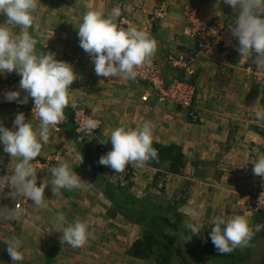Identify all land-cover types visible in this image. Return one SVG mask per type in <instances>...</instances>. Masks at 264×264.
Here are the masks:
<instances>
[{"label":"crops","instance_id":"0c3cea01","mask_svg":"<svg viewBox=\"0 0 264 264\" xmlns=\"http://www.w3.org/2000/svg\"><path fill=\"white\" fill-rule=\"evenodd\" d=\"M51 1L45 0L42 8L35 11V21L29 31L39 40L37 51L55 53L56 59L72 64L77 78L69 86L65 120L58 125L59 129L51 130L48 142L43 144L41 153L33 161L37 168V185L43 180L49 181L44 190L47 207L39 208L28 200L21 204L23 214L14 218L9 215L15 208L14 203L26 197L11 195L10 186L0 192V264H126L129 243L137 238L134 235L129 239L127 235L132 230L130 225L137 227V224L106 214L110 201L98 186L97 175L114 183L123 182L126 190L125 177L129 174L115 173L109 166L100 164L99 159L112 148L109 137L113 129H133L144 120L153 123V143L176 146L184 155L185 165L179 173L147 163L133 165L139 174L130 177L136 181L144 177V182L154 190L165 185L168 201L183 214L184 220L190 222L191 219L185 212L187 208H202L204 215L200 222L209 223L211 227L214 217L244 216L254 235L264 224V213L248 207L252 186L259 177L253 173L251 161L264 155V121L255 118V112L264 109V88L246 76L238 57L231 58L219 52L196 63L194 79L199 106L194 107L200 119L191 121L184 109L158 102L148 89L149 84H134L131 80L110 79L95 73L92 59L79 44L77 27L89 10H102L107 15L112 10L109 3L113 0H68L64 6L59 0L57 4ZM144 2L135 0L136 6L130 10L131 16L140 14L139 19H143L141 25L144 27H140L139 22L137 27L152 32L151 37L157 41L153 57L162 60L164 47L182 51L194 46V40L180 32L181 18L186 17L181 16L178 6L168 5L165 12L168 23L164 27H152L148 23L151 9L145 10L164 1ZM117 4L114 8L127 10L125 3L119 1ZM197 4L200 5V16L222 14L235 18V11L223 0H198ZM129 11L125 14L130 16ZM193 14L197 16L196 11L188 12V16ZM5 21L6 16L0 14V23ZM117 22L120 25L119 17ZM12 31L19 32L20 27L12 26ZM170 71L173 76L174 69H163L165 81L167 77L170 79ZM18 90L21 97L27 94ZM144 93L149 94L146 101L141 99ZM28 103L30 106L17 104L16 107L0 108V124L14 129L16 114L23 112L25 122L29 120L38 128L39 118L31 97ZM77 104L101 120L97 132L101 150L96 148L94 152L91 146L88 148L90 159L99 167L91 169L92 175L87 167L88 160L78 147V136L75 139L72 134L71 121L68 126L65 123L70 120L66 119L67 112L71 115L67 110L74 112ZM61 161L73 165V171L82 179L81 187L61 189L59 195H55L50 169ZM16 162L17 158H11L0 144V176L11 174ZM159 178L161 181H157ZM130 186L133 188L134 184L130 183ZM132 188L129 191L133 193ZM133 194L139 197L138 193ZM59 214H63L67 222L79 220L87 224L89 237L82 247L73 248L63 242L62 231L53 223ZM12 236L22 241V262L12 261L6 251Z\"/></svg>","mask_w":264,"mask_h":264},{"label":"clouds","instance_id":"9594fccd","mask_svg":"<svg viewBox=\"0 0 264 264\" xmlns=\"http://www.w3.org/2000/svg\"><path fill=\"white\" fill-rule=\"evenodd\" d=\"M235 11L231 26L232 37L238 40V52L248 61L253 60L257 69L264 71V0H223ZM38 8V0H0V14L6 21L0 23V75L15 71L21 76L19 88L27 94L21 97L19 90L5 93V99L25 104L33 99L39 118V127L25 122L23 112L16 114L13 128L0 124V144L11 158H17L11 174L0 176V192L6 186L11 195H23L39 208L47 207L44 197L48 180L37 185V168L32 161L41 153L44 143L49 140L53 128L65 120L64 109L69 104V86L77 78L72 64L58 60L55 53L37 51V37L29 31L32 28ZM121 10L114 8L105 15L102 10L87 11L79 24L78 37L81 48L94 63L98 76L135 80L139 66L150 63L157 50V41L145 30L135 25L121 27L117 18ZM19 26V33L12 31ZM255 118L264 121V109L255 112ZM100 121L87 118L83 127L87 131L98 128ZM111 150L99 159L115 173H122L126 165L143 166L150 160L158 159L153 147V123L144 120L133 129L116 127L110 134ZM253 173L264 177V155L252 160ZM52 191L59 195L61 189H79L81 178L73 171V165L61 161L51 169ZM186 214L195 221L187 228L198 234L204 226L200 218L202 208H187ZM22 210L14 208L9 215L19 218ZM53 223L62 231L63 242L73 248L82 247L88 240V226L83 221L67 222L63 214L55 217ZM210 238L221 254L231 253L237 247H246L253 236L249 221L244 216L214 217ZM190 238V237H188ZM22 241L12 236L7 242V253L12 261L22 262Z\"/></svg>","mask_w":264,"mask_h":264},{"label":"trees","instance_id":"16d2710c","mask_svg":"<svg viewBox=\"0 0 264 264\" xmlns=\"http://www.w3.org/2000/svg\"><path fill=\"white\" fill-rule=\"evenodd\" d=\"M67 111L71 115L67 112L66 119L70 120L65 123L68 126L71 121L72 134L76 139L78 134L74 130L73 111L70 109ZM78 147L88 160L87 167L92 175L91 169L98 165L90 159L88 148L81 145ZM153 147L158 151V159L148 161V165L156 168L164 167L165 170L174 173L182 171L185 159L176 146L153 143ZM97 178L98 186H101L102 193L110 201L106 214L141 227L140 236L127 249V254L133 258L152 257L156 264H171L172 261L180 264H250L249 261L246 262L253 246L264 241V224H262L248 246L237 247L231 253L221 254L211 241L209 235L211 231L207 236L202 237L191 233L184 226L183 214L175 205L162 204L150 198H139L127 192L125 186L119 182L114 183L99 175ZM258 264H264V254Z\"/></svg>","mask_w":264,"mask_h":264},{"label":"built area","instance_id":"2783aa9c","mask_svg":"<svg viewBox=\"0 0 264 264\" xmlns=\"http://www.w3.org/2000/svg\"><path fill=\"white\" fill-rule=\"evenodd\" d=\"M163 10L160 9L159 13L157 12L156 14L162 15ZM119 19L122 24L127 26L132 23L123 14L120 15ZM218 19L210 22L200 21L192 15L190 24L182 28L181 34L192 37L194 39V46L186 51L171 52L164 56L162 60L151 58L150 63L139 66L136 79L131 81L137 84L140 82L149 84L157 92L160 100L168 104H176L178 107L187 111L189 110V115L193 121L200 119L195 112L194 101L196 88L194 82L191 81V78L195 74V65L199 60L210 57L215 52H223L231 58L238 57L240 65L247 77L258 84L264 85V71L257 69V66L251 58L245 61L238 52V40L231 35L232 21L226 18ZM165 67L174 69L178 75L165 81L163 78V69ZM19 82L20 79L18 78L0 81V106L17 105L16 101L6 100L5 93L11 90H18ZM147 97L148 95L144 94L141 96V99L145 100ZM87 118L97 119L101 125V120L88 112L83 106L79 105L74 108V130L82 138L91 137L100 128L99 125L95 130L87 131L83 127ZM55 129H59L58 125ZM24 202L28 203V199L22 198L21 201L17 200L14 203L15 208L21 209V204ZM248 207L252 211H261L264 213V177L262 176H259L258 180L252 186L248 198Z\"/></svg>","mask_w":264,"mask_h":264},{"label":"rangeland","instance_id":"374dc122","mask_svg":"<svg viewBox=\"0 0 264 264\" xmlns=\"http://www.w3.org/2000/svg\"><path fill=\"white\" fill-rule=\"evenodd\" d=\"M47 1V0H46ZM56 1L57 0H53V1H51V2H55L56 3ZM59 1H61V4H63V6H64V4H66V2L65 1H67L68 2V0H59ZM116 1V6L118 5L117 3L119 2V1H121V3L123 2V3H125V8L127 9L126 11L125 10H121V14H123V15H126L129 19H130V21L132 22L131 24H133V25H135V26H137V22H139L140 23V27H144V26H142L141 25V22L143 21V19H139V18H141L140 17V14L138 15V16H136V15H133V16H131V12H132V10H130V8L132 7V6H136L135 5V3H133L135 0H113V3L110 1V3H109V6L112 8V9H114V6H115V4H114V2ZM143 1V3H145L144 2V0H142ZM164 1V3H161V2H159L158 4L156 3L155 5H153L151 8L148 6L147 8H146V10L145 11H149L150 9V13H149V15L150 16H148V23L153 27L154 25H156V26H158V25H161V26H165L167 23H168V19H166L167 17H166V14L167 13H165L166 12V9H169V6L171 7L172 5H176V6H178V8H180V11H181V16H182V14H184V16H182V17H186V18H181V21H182V23L180 24V32L182 31V28H184L185 26H187L188 24H190V18H191V16L192 15H189L188 16V12H190V13H192V12H194V11H196V13H197V16L196 15H194L193 14V16L195 17V18H197V20H203V21H208V22H210V21H213V20H217L218 18L219 19H224V18H226L227 20H231L232 22L234 21V17H230V16H225V15H222V14H214V15H211V16H207V17H203V16H200V14H199V9H198V7L200 6V5H198L197 4V1L198 0H167V1H165V0H163ZM189 1V2H188ZM43 2H45V0H38V8H37V10L36 11H38V10H40V7L41 6H43L44 4H43ZM57 4V3H56ZM77 4H75L74 6H76ZM145 5V4H144ZM169 5V6H168ZM190 5V6H189ZM46 7V6H45ZM184 7V8H183ZM42 8V7H41ZM183 8V9H182ZM160 9H164L163 10V13H162V15H158V14H156L157 12L159 13V11H160ZM130 10V11H129ZM129 11V13H130V16H129V14L127 13V14H125L126 12H128ZM156 11V12H155ZM165 11V12H164ZM155 12V13H154ZM179 13V12H178ZM151 14H153L152 16H151ZM218 19V20H219ZM119 23H120V25H122V27H125V28H127L128 26L127 25H125V24H122L121 22H120V19H119ZM14 33H19L18 31H14ZM149 33V35L150 36H152L153 34H152V32H148ZM183 35V34H182ZM185 37H190V36H186L185 35ZM190 38H192V37H190ZM193 39V38H192ZM194 40V39H193ZM164 50H163V54L162 55H167V54H169V53H171V52H175L176 51V49H172V48H168V47H164L163 48ZM167 51V52H166ZM178 51V50H177ZM176 51V52H177ZM182 51H186V50H182ZM218 52H215V53H213V54H217ZM212 54V55H213ZM152 58H156V57H152ZM170 73H172L173 74V72H169V75L168 76H170V78H172L173 76H175V75H178V73L175 71V73H174V75L172 76V74H170ZM247 76V75H246ZM12 78H18V79H21V76L19 75V74H17L15 71H13V72H11V73H6V74H4V75H0V81H2V80H7V79H12ZM166 79H168L169 80V77H167ZM167 80V81H168ZM191 81L192 82H194V85H195V88H196V84H195V79H194V76H193V78H191ZM141 83V82H140ZM140 83H138V84H140ZM134 84H137V83H134ZM258 85V84H257ZM259 87H263L264 88V85L263 84H259L258 85ZM237 87H239L238 85H237ZM262 88V89H263ZM148 89L149 90H151L153 93H154V95H155V97H156V99H157V101L158 102H161L162 104H167V105H171V106H178V105H176V104H168V103H165L164 101H162V100H160V98H159V96H158V94H157V92L154 90V89H152L150 86L148 87ZM151 91H148L149 92V94L151 93ZM257 92H259L258 90H257ZM242 93V92H241ZM144 94H146V93H144ZM143 94V95H144ZM149 94H147L148 96H149ZM148 98V97H147ZM147 98L145 99V100H143V101H146L147 100ZM18 104V103H17ZM30 104L31 103H28V104H22V106L24 105V106H30ZM199 103L196 101V91H195V101H194V106H199L198 105ZM80 104H77V105H75V106H79ZM12 106H14V105H12ZM12 106H8V107H12ZM18 106H21V104H19ZM80 106H82V105H80ZM4 106H0V108H3ZM18 108V107H17ZM85 108V107H84ZM185 110V109H184ZM186 112H187V116L189 117L188 119H190L191 121H193L192 119H191V117H190V115H189V110L187 111V110H185ZM193 112H194V110H193ZM195 112H196V110H195ZM197 113V112H196ZM97 117V116H96ZM99 118V117H98ZM97 132H98V130H97ZM97 136H98V133H95L94 135H92L91 137H87V138H85V137H80L79 135H78V139H77V141H78V143H80V144H78V145H81V147H84V148H89V146H91V148L94 150V152H96V148L97 149H99V150H101V148H100V145L97 143L98 142V139H97ZM98 146H99V148H98ZM33 162V161H32ZM131 166V164H129V165H126V168H129ZM104 167H105V165H104ZM125 168V169H126ZM129 169H131V170H129ZM129 169H127V171H123V173H127V174H129V176H127V177H125V185L126 184H128V185H126V191L127 192H130V193H132L131 191H129V188H132L131 186H130V183L131 184H134V186H133V188L131 189L132 191H135L136 193H138V195H139V198H150V199H152V201H156V202H159V203H163V204H165V203H170L169 201H168V197H167V189H165V185H163V187L161 188H159V189H156L155 188V190L153 189V188H151L150 186H148L147 185V183H145L144 182V177H140V178H136L137 179V181L135 180V179H133V178H131L130 177V175H132V177H135L136 175H138L139 173L137 172L136 173V168L134 167V166H131ZM107 170L109 171V167L107 168ZM129 177V178H128ZM146 180V179H145ZM160 180V178L157 180V181H159ZM161 181V180H160ZM122 184H123V182H121ZM120 183V184H121ZM156 190H158V191H156ZM135 192H133V193H135ZM144 193V194H143ZM155 194V195H152V194ZM96 195H97V193H96ZM157 197V198H156ZM170 198H171V195H170ZM185 218H183V224H184V226L187 228V225L189 224V223H194L195 221H193L192 219H190V222H189V220H184ZM200 222V221H199ZM130 223V222H129ZM201 223V222H200ZM131 224V223H130ZM201 224H203L204 226H202V228L199 230V233L198 234H195V235H198V236H207V234H209V232L211 231V225L209 224V223H201ZM129 227V226H128ZM130 229H132V230H129L130 232V234L129 235H127V237L129 238V239H131V237H133L134 235L135 236H137V237H139L140 236V230H141V227L139 226V225H137V227L135 226H131L130 225ZM188 229V228H187ZM189 230V229H188ZM259 230V229H258ZM138 231H139V233H138ZM190 231V230H189ZM257 232V231H256ZM255 232V233H256ZM254 233V234H255ZM130 241V240H129ZM134 241V240H133ZM132 241V242H133ZM129 244H131V243H129ZM129 246V245H128ZM264 254V241L263 242H259V243H256L255 244V246H253V248H252V250L250 251V254H249V259H247V262L246 263H248V261L250 262V264H258L259 263V261H260V258L262 257V255ZM128 255V254H127ZM129 257V258H128ZM128 257H127V259H126V264H156L155 263V260L152 258V257H150V258H133V257H131V256H129L128 255ZM171 264H180V263H177V262H171Z\"/></svg>","mask_w":264,"mask_h":264}]
</instances>
